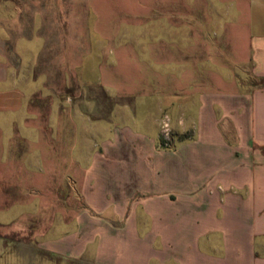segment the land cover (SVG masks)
<instances>
[{
  "label": "crops",
  "instance_id": "0c3cea01",
  "mask_svg": "<svg viewBox=\"0 0 264 264\" xmlns=\"http://www.w3.org/2000/svg\"><path fill=\"white\" fill-rule=\"evenodd\" d=\"M13 1L26 12L10 7L7 16ZM56 1L0 0V201L9 202L0 212L27 211L18 203L42 186L58 212L25 229L35 251L63 262L264 264V0L244 6L243 36V6L234 3L232 32L219 36L226 46L210 48V35L193 31L184 48L155 45L154 110L140 115L149 128L111 125L98 135L78 126L76 112L73 127L51 130L57 143L35 162L32 148L1 145L3 137L27 136L17 125L31 97L12 75L4 26L44 24L43 2ZM243 66L254 87L241 82ZM166 113L180 133L193 130L172 148L160 145Z\"/></svg>",
  "mask_w": 264,
  "mask_h": 264
},
{
  "label": "rangeland",
  "instance_id": "374dc122",
  "mask_svg": "<svg viewBox=\"0 0 264 264\" xmlns=\"http://www.w3.org/2000/svg\"><path fill=\"white\" fill-rule=\"evenodd\" d=\"M236 1L43 2L44 24L4 26L10 34L12 75L23 82L26 86L23 89L31 97L17 125L20 133L28 128L27 136L3 137L1 145L8 146L10 142L13 148L26 145L33 150L31 159L41 160L42 152L57 143V133L51 130H57L60 124L73 127L76 112L78 126L82 130L93 128L98 135H103L111 125L149 128L151 122L140 115L154 110L155 45L184 48L186 34L193 31L209 34L210 48L226 46L225 39L239 16V10L234 8ZM237 2L243 6L240 26L243 36L248 31L244 21L250 11L244 6H248L249 0ZM10 7L16 16L26 12L18 1L7 2V16L12 11ZM189 12L194 13L193 26ZM206 15L210 17L209 24L202 21ZM220 35L225 39L221 40ZM237 72L243 84L256 85L249 67L243 66ZM109 116H113L112 123L107 121ZM180 130L168 113L163 114L162 148L175 147L192 136V129L183 133ZM25 196L26 200L18 205L27 206V211L19 209L13 216L0 212V264H76L35 251L25 225L41 226L51 213L58 212V204L37 184ZM4 204L9 206V202L0 201V207ZM16 222L23 229L12 233L9 226Z\"/></svg>",
  "mask_w": 264,
  "mask_h": 264
}]
</instances>
